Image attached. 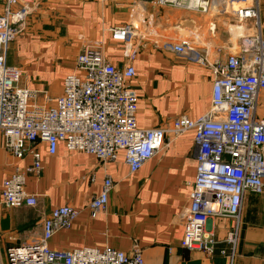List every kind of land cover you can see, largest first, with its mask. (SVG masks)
Listing matches in <instances>:
<instances>
[{"label":"built area","instance_id":"obj_1","mask_svg":"<svg viewBox=\"0 0 264 264\" xmlns=\"http://www.w3.org/2000/svg\"><path fill=\"white\" fill-rule=\"evenodd\" d=\"M148 4L228 17L247 32L236 37L240 44L213 61L191 39L154 42V46L210 70L212 99L208 111L198 119L178 116L168 126L137 127L139 95L131 88L135 77L131 62L137 48L132 44L153 38L155 30L145 19L132 22L135 13L129 23L109 29L111 41L127 47L130 64L126 67L118 69L110 63L99 42L76 56L74 70L61 80V92L54 100L21 86L23 71L7 65L6 49L33 13L35 2L6 0L0 14V135L6 152L16 160L29 157L31 165L15 168L3 180L0 204L5 210L37 204V198L26 191L25 178L40 175L42 147L54 156L62 145L68 152L91 155L102 165L120 157L132 174L169 142L166 138L191 132L196 177L190 205L178 215L184 226L181 247L212 255L217 241L208 220L225 217L234 224L226 237L232 257L244 196L264 193V37L259 0H152ZM234 4L238 7L232 10ZM112 187L107 178L88 204L91 216L106 210ZM78 213L68 204L53 209L43 218L39 240L6 248V264H146L139 250L125 254L111 247L50 249L46 242L70 228Z\"/></svg>","mask_w":264,"mask_h":264},{"label":"crops","instance_id":"obj_2","mask_svg":"<svg viewBox=\"0 0 264 264\" xmlns=\"http://www.w3.org/2000/svg\"><path fill=\"white\" fill-rule=\"evenodd\" d=\"M33 1V13L7 46L6 63L23 71L21 86L51 100L60 94L61 80L71 74L76 56L87 46L102 42L107 60L116 68L130 64L127 47L111 41L110 28L129 23L134 13L132 22L145 19L151 25L153 38L132 44L137 48L131 62L135 70L131 88L139 95L138 128L168 126L178 116L198 119L208 111L212 99L213 77L208 68L190 64L154 42L177 43L192 36L209 61L223 58L227 48H235L223 39L227 35L223 27L216 28L211 18L205 25L187 10L153 7L144 0ZM5 4L6 0H0V14ZM261 26L264 37L262 21ZM206 37L221 42L209 44ZM204 39L209 45L201 46ZM39 98L43 100L41 95ZM167 139L169 142L132 174L120 157L102 165L93 156L68 152L62 145L54 156L42 147L40 175L25 178L26 191L37 198V204L10 210L0 204V249L5 252L10 245L39 240L43 218L68 204L79 213L70 228L46 242L50 249L111 247L125 254L139 250L146 264H264V193L244 196L232 257L226 237L234 224L225 217L208 220L217 241L212 255L181 247L184 226L178 215L190 205L196 147L191 132ZM30 163L29 157L16 160L6 152L0 135V195L8 174ZM107 178L113 187L106 210L91 216L88 204Z\"/></svg>","mask_w":264,"mask_h":264},{"label":"rangeland","instance_id":"obj_3","mask_svg":"<svg viewBox=\"0 0 264 264\" xmlns=\"http://www.w3.org/2000/svg\"><path fill=\"white\" fill-rule=\"evenodd\" d=\"M260 10H261V21H262V25L264 26V0H261L260 1ZM191 13H192V16H195L198 19L203 20L204 23H205V25H207L209 23L210 18H211V20L215 23V27L216 28L223 27V29H225V33L227 34L226 36H224L223 39H226L227 41L229 40L230 46L231 45L236 46V45L240 44L239 43V39L238 38H235L234 39L235 41H233L231 35L228 32V30L230 29V26H233V27L235 26L234 23L232 22V19L231 18H227V17H214V16L211 17V16H209V14L206 15V14H202V13L201 14H199V13H193V12H191ZM244 33L247 34L246 31ZM191 37L192 36H190V38H188V39H191L192 40ZM206 38H207V42L209 44H210V42H212V40H214V44H216V45H219V44H217V42L218 43L221 42V41H219L220 38L219 39L216 38V37L215 38H211V39H209L208 37H206ZM222 42H225V40L222 41ZM208 43H206L205 42V39H204V41L202 40V43H200V44H201V46L202 45H206V44L209 45ZM0 264H6L5 252L3 250H1V249H0Z\"/></svg>","mask_w":264,"mask_h":264},{"label":"bare ground","instance_id":"obj_4","mask_svg":"<svg viewBox=\"0 0 264 264\" xmlns=\"http://www.w3.org/2000/svg\"><path fill=\"white\" fill-rule=\"evenodd\" d=\"M237 7H238V4H234L231 8H232V10H234ZM229 31H230V35L232 37V40L235 41L234 39L236 37L243 36V34L245 32V28L244 27H240V26H235V27L230 26Z\"/></svg>","mask_w":264,"mask_h":264},{"label":"water","instance_id":"obj_5","mask_svg":"<svg viewBox=\"0 0 264 264\" xmlns=\"http://www.w3.org/2000/svg\"><path fill=\"white\" fill-rule=\"evenodd\" d=\"M144 1H147V2H149V1H152V0H144Z\"/></svg>","mask_w":264,"mask_h":264}]
</instances>
